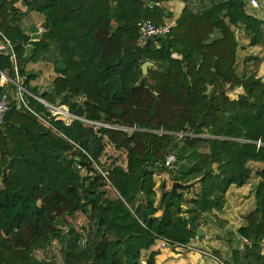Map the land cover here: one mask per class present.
I'll list each match as a JSON object with an SVG mask.
<instances>
[{
  "label": "trees",
  "instance_id": "16d2710c",
  "mask_svg": "<svg viewBox=\"0 0 264 264\" xmlns=\"http://www.w3.org/2000/svg\"><path fill=\"white\" fill-rule=\"evenodd\" d=\"M165 1L21 0L22 12L13 6L17 0H1L0 30L15 59L0 51V72L7 70L25 91L22 101L9 98L0 128V264H57L32 261L33 252L52 239L66 242L65 264H140L141 251L158 238L188 242L196 234L192 224L222 209L228 187L246 184V162L264 161V82L254 72L237 73L235 34L242 30L250 46H264V19L247 0H207L196 9L179 0L185 5L166 38L138 43L144 21L160 24L169 15ZM33 11L43 16L44 31L26 50L29 37L19 21ZM103 27L116 49L105 51L97 37ZM43 59H53L56 76L40 90L31 84L37 73L24 64ZM146 60L152 64L143 76ZM251 60L258 57L243 58ZM37 98L67 106L74 117L68 124L55 119ZM83 103L102 123L130 129H121L116 141L125 165L111 163L106 170L114 196L93 166L100 167L104 148ZM97 132L113 139L106 126ZM170 152L172 166L157 164ZM160 173L183 184L195 181L199 190L187 198L183 189L160 183L157 199L153 175ZM255 196L256 208L237 230L244 249L232 253V264H264V182ZM77 210L93 225L87 251L65 221ZM151 258L148 264H154Z\"/></svg>",
  "mask_w": 264,
  "mask_h": 264
},
{
  "label": "rangeland",
  "instance_id": "374dc122",
  "mask_svg": "<svg viewBox=\"0 0 264 264\" xmlns=\"http://www.w3.org/2000/svg\"><path fill=\"white\" fill-rule=\"evenodd\" d=\"M262 3V6L260 4V8L255 10V12L248 6V9L254 12L256 17H260L264 19V0H259ZM259 2V3H260ZM207 3V0H189V6L192 9H196L198 7H201ZM31 13L27 14V19L30 17L28 16ZM33 14V13H32ZM35 15V14H34ZM36 18H33L35 20L42 19V16H39L36 14ZM40 25L43 26V21L40 22ZM23 27V26H22ZM24 28V27H23ZM33 30L31 28L30 32ZM236 39L238 43V52H237V59H236V71L237 73H241L243 71H248L247 73L254 72L255 74H259V71L264 69V50L263 47H255L249 45V37L245 35V33L241 30L238 31V29H235ZM97 37L102 41V43L105 45V51H108L109 49H116L115 42L110 38L108 31L106 28H101L98 33ZM255 55L258 57V60H251L248 62H244L243 58L246 56ZM175 57H179L178 55H174ZM46 64L42 65L43 69L45 68L50 73L44 78L45 81L53 80V76L56 74L53 70V59H43ZM149 61V60H148ZM151 62V61H150ZM152 64V62H151ZM47 65V66H45ZM151 66V65H150ZM149 67V66H148ZM44 69V70H45ZM54 74V75H53ZM56 76V75H55ZM54 76V77H55ZM17 80V79H16ZM52 82V81H51ZM15 84V82H14ZM16 85V84H15ZM18 87V86H17ZM49 86L45 87L48 88ZM227 88V87H226ZM44 90V88H43ZM228 91V90H227ZM228 96L233 99L236 98V92H233L231 90L228 91ZM13 99L20 100V95L17 91L12 93L11 96H9ZM45 105L49 103H44ZM83 106L85 108V111L88 113V115L91 116L90 124L92 125V128L96 133L98 134V137L100 138L101 144L104 148V152L102 153L100 157L101 162V169L106 171L107 167L112 163H117L122 166L125 165L126 162V153L124 150L117 147V139L122 134L121 129H125L123 127H119L117 125H110L108 128L111 130L113 139L109 135H101L97 132V122L100 121V115L97 113L94 107L89 106V103H83ZM67 107V106H65ZM49 110V109H48ZM50 112V111H49ZM51 114V112H50ZM42 123L45 125H49L48 122L44 119H40ZM66 123L68 124L70 121L68 119H65ZM89 123V121H85ZM128 131L127 134L130 133V129L126 128ZM177 135L181 136L184 135L182 133H177ZM175 139L177 143H181L180 137ZM246 167L250 170L249 178L247 179L246 184H244V187L242 189L236 188L235 185H230L231 188L228 187L225 195H224V213L219 212L218 214H210L205 218V215H203V218L199 221V223H202L201 229L203 227L207 228L209 230L210 227L214 226L216 229V233L214 232H208L209 235H211L212 239L217 240L220 244L218 247V251L215 250L216 254L223 260V262L231 263L230 261V254L235 252L236 250H243L245 241L242 239L239 235L237 230L246 224V217L256 208V191L259 188V185L261 182H264V177L261 174V172L264 170V161L262 162H254L251 160H248L246 162ZM83 171H81V174ZM84 174V173H83ZM169 185L168 188L171 186V179L168 177ZM167 181V180H166ZM168 182V181H167ZM195 182V181H194ZM193 182V183H194ZM197 184V185H196ZM196 185V186H195ZM196 187V189H199L198 183H194L193 186L190 187L192 189L190 192L193 191V188ZM160 191V186H159ZM106 192L109 196H114L115 191L112 189V187L106 186ZM158 199V198H157ZM223 215H226L228 219H231V223L229 226H225L226 223H223L224 217ZM65 221L67 225H70L74 228V231L77 235V244L80 248L87 251L89 249V241L91 237L93 236V225L88 220V218L85 216V214L81 210H77L74 212L72 216H65ZM227 221V219H226ZM62 229L63 227H66L64 225H61ZM65 230V229H64ZM203 233V232H202ZM108 237V236H107ZM193 237L189 239V241H192ZM205 247L209 249H215L212 245L208 244L207 239H202L201 241ZM248 243V242H247ZM248 245H250L248 243ZM264 243H261V246H263ZM66 242H58L55 239H52L49 243L44 242L40 248L35 250L33 252V262H35L36 259H45V260H52L57 264H65L63 261L64 251L66 250ZM230 253V254H229ZM142 260L145 261L146 264H148V260L140 253V264H143ZM93 260L91 259L88 264H92Z\"/></svg>",
  "mask_w": 264,
  "mask_h": 264
},
{
  "label": "crops",
  "instance_id": "0c3cea01",
  "mask_svg": "<svg viewBox=\"0 0 264 264\" xmlns=\"http://www.w3.org/2000/svg\"><path fill=\"white\" fill-rule=\"evenodd\" d=\"M162 5L165 7L166 12L169 13V15H167L166 17L163 18V23H172L173 25H175V20L179 16V14H180V12L183 9L185 4L179 0H170V1L162 2ZM13 6L15 8H18L22 12H24L26 9V6L21 2V0H17V2H15ZM29 13H31L28 15L30 17L29 19L26 18L27 17V14H26L19 21V26L23 30V33L29 37L27 43L24 44V48L26 50L28 49L31 41H33V39L38 35L36 33L37 27L40 25V22L43 21V16L40 15L39 13L34 12V11L29 12ZM36 14H38L39 16H42V19L34 21L33 18L38 17V16H36ZM31 28H33V30L30 32ZM262 31H263V37H264V24L262 25ZM255 47H259V46H255ZM261 47H263V50H264V46H261ZM4 54H6V53L4 52ZM44 64H46V62H44L43 60H40L37 62L28 61L24 64V70L25 71H34L37 73V78L35 80L31 81V84L36 85L40 90H43V88L45 89V87H47V86L50 87L51 83H52L51 82L52 80H49V81L44 80V78L48 75V73H50L45 68H44L45 69L44 70L43 67H41ZM45 66H47V65H45ZM258 75L261 77L262 81L264 82V69L259 71ZM54 76H53V78H54ZM14 82L16 85L14 84ZM2 85H5V87H7L6 92L8 93L9 96H11V94L15 92L13 86H16V87L20 86L21 87L18 80L12 79V77H10V74L7 70L0 72V86H2ZM17 89H18V87H17ZM9 98H11V97H9ZM37 99L43 103H47L43 100H40L39 98H37ZM153 179L155 181L154 190L156 191L157 198H159V195H160V191L158 189L160 183H164L163 186L165 189H171V186L169 188L167 186V185H169V180H168V175L166 173L154 174ZM172 183H173V181L171 180V185H172ZM165 184H167V185H165ZM231 186L229 188H231ZM243 187H244V185L241 187H236V188H238L240 190ZM160 190H161V188H160ZM178 190H181V189H178ZM191 190L192 189H190V188H186L185 190L183 189L185 197H187V198L193 197L198 192L199 189L197 190L196 187H194L192 192H190ZM224 208L225 207L223 206L221 210L212 209L210 212H206L203 215H205V218H207V216L210 214H216V215L218 214V216H219V212H223V213L225 212ZM160 213H161V211L158 210L156 212V215H159ZM223 216H224V217H222L224 219L223 223H226L225 226H229V224L232 222L231 219H228V217L226 215H223ZM226 219H227V221H226ZM202 232H203V239L204 238L207 239L208 244L212 245L213 248H215L213 250L212 249H210V250H212L213 253L216 254L215 250L218 251L217 247L220 244L218 243V239L217 240L212 239L211 238L212 236L209 235V233H208V232L216 233L217 231H216L215 227L212 226L209 228V230H207V228L203 227ZM215 246H217V247H215ZM141 253L147 260H148V258L152 257L151 259H152L154 264H209L208 261L196 251L180 252L171 246H166V247L162 248V247H160L158 240H155V242L147 250H142ZM231 256H232V253L230 254V261H231ZM142 262H143V264H146L144 260H142Z\"/></svg>",
  "mask_w": 264,
  "mask_h": 264
},
{
  "label": "built area",
  "instance_id": "2783aa9c",
  "mask_svg": "<svg viewBox=\"0 0 264 264\" xmlns=\"http://www.w3.org/2000/svg\"><path fill=\"white\" fill-rule=\"evenodd\" d=\"M247 1H248V6L250 8L255 9V10L260 8V3L258 0H247ZM172 26H173L172 23L155 24L151 22L150 20H146L139 26L137 41L138 43H141L146 39L154 38V37H157L158 35H166ZM43 31H44V26L39 25L37 27L36 33L39 35ZM36 39L37 38H34L33 41ZM0 51L7 53V55H9L10 58L14 61L15 53L13 49V44L9 41L7 37L4 36L1 30H0ZM14 70L16 72L15 67H14ZM21 91H24V89L18 86V93L20 95V100L22 101ZM47 107L49 111L51 112V115L54 116L55 119H61L65 123H66L65 119H68L70 121L74 117L72 114L68 112V109L67 107H65V105L47 104ZM9 108H10L9 95L6 91H2L0 92V128L3 126L5 114L7 113ZM97 125H102L106 127L110 126L102 122H97ZM255 143L257 146H260L263 144L262 142H260V140H257ZM175 159H176L175 155L170 152L167 155H165L162 159L158 160L157 164L163 163L165 166H172V164L175 162ZM93 166L96 169V171H98L103 177L104 181L106 182V186L110 187L109 180L107 178V171L102 170L101 167H99L95 162H93ZM77 168L80 171H83V173H86L85 167L78 164ZM201 226H202V223H199L198 227H201ZM63 228L66 229V227H63ZM202 239L203 238H201V236L196 233L193 236L192 241H188L186 243L171 242L170 240L165 239V238H158L156 240L159 241V245L162 248L166 246H171L180 252L196 251L202 257H204L208 261L209 264H224L223 260L220 257H218L215 253H213L212 250H210L209 248L201 244Z\"/></svg>",
  "mask_w": 264,
  "mask_h": 264
},
{
  "label": "water",
  "instance_id": "95a60500",
  "mask_svg": "<svg viewBox=\"0 0 264 264\" xmlns=\"http://www.w3.org/2000/svg\"><path fill=\"white\" fill-rule=\"evenodd\" d=\"M244 1L246 2V0H244ZM0 2H1V0H0ZM163 37L166 38V36H164V35H158V36H157V38H163ZM149 39H152V38H149ZM19 45H20V43H18L17 46H19ZM7 51H8V50H7ZM6 54H7V53H6ZM150 65H151V62L148 61V60L144 61V62L141 64L140 68H141V74H142L143 76L146 75V73H147V68H148V66H150ZM213 91H214V87L211 86V87L209 88L208 93H207V102L209 101V98H210L211 94L213 93ZM193 185H194L193 182L183 184V183H181V182H179V181H173V183H172V185H171V191H174V190H176V189L190 188V187L193 186ZM192 229L195 230V232H196L197 234H199V235L201 236V238H203L202 229H201L200 227H198V226L195 225V224H192Z\"/></svg>",
  "mask_w": 264,
  "mask_h": 264
}]
</instances>
